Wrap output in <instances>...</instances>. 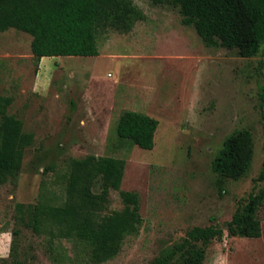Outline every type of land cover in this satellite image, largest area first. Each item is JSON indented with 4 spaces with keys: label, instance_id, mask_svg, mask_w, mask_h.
Masks as SVG:
<instances>
[{
    "label": "rangeland",
    "instance_id": "rangeland-1",
    "mask_svg": "<svg viewBox=\"0 0 264 264\" xmlns=\"http://www.w3.org/2000/svg\"><path fill=\"white\" fill-rule=\"evenodd\" d=\"M145 20L121 34H99L97 57H46L36 62L31 37L15 29L0 33V96L11 100L8 116L33 136L20 172L0 186V264H11L17 232L21 264H93L88 248L55 241L30 226L39 202L59 205L71 159L89 155L125 161L121 190L139 196L141 225L118 255L101 264H152L193 227L216 225L222 236L207 249L204 264H264V205L259 238L232 237L227 224L251 194L264 188V45L253 57L207 48L177 8L132 0ZM158 121L154 147L120 142L123 112ZM251 132L250 171L221 179L211 163L231 134ZM96 180L92 191L98 193ZM122 209L118 192L108 194V212Z\"/></svg>",
    "mask_w": 264,
    "mask_h": 264
},
{
    "label": "trees",
    "instance_id": "trees-1",
    "mask_svg": "<svg viewBox=\"0 0 264 264\" xmlns=\"http://www.w3.org/2000/svg\"><path fill=\"white\" fill-rule=\"evenodd\" d=\"M153 5L178 9L182 24L192 27L207 48L236 50L239 56H256L264 45V0H150ZM132 0H0V33L15 29L31 37L36 62L44 57H97L98 36L107 30L130 32L144 21ZM11 100L0 96V186L21 170L25 150L33 136L23 131L20 120L8 116ZM158 121L142 113L123 112L116 124L120 142L152 150ZM253 137L242 129L229 135L211 163L221 179L237 180L248 174L254 153ZM125 161L115 157L71 159L59 205L39 202L30 212V226L48 236L47 252L54 263L60 259L55 241H74L89 250L93 264L115 258L127 236L135 235L142 222L139 196L121 190ZM96 180L98 193L92 191ZM264 180V165L258 177ZM118 192L122 209L108 212V194ZM264 205V188L251 194L227 224L232 237L259 238L258 210ZM13 233L9 257L17 259ZM222 236L216 225L193 227L172 247L163 250L152 264H204L209 244ZM59 263V262H58Z\"/></svg>",
    "mask_w": 264,
    "mask_h": 264
},
{
    "label": "crops",
    "instance_id": "crops-1",
    "mask_svg": "<svg viewBox=\"0 0 264 264\" xmlns=\"http://www.w3.org/2000/svg\"><path fill=\"white\" fill-rule=\"evenodd\" d=\"M44 58H46V57H44ZM44 58H41V60H40V61L42 62Z\"/></svg>",
    "mask_w": 264,
    "mask_h": 264
}]
</instances>
